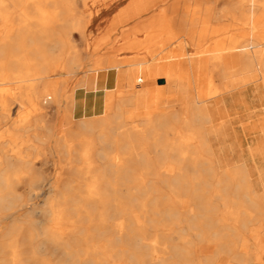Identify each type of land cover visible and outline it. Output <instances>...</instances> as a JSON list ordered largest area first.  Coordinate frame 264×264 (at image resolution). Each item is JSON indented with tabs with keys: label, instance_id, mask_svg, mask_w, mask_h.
<instances>
[{
	"label": "bare ground",
	"instance_id": "obj_1",
	"mask_svg": "<svg viewBox=\"0 0 264 264\" xmlns=\"http://www.w3.org/2000/svg\"><path fill=\"white\" fill-rule=\"evenodd\" d=\"M78 1L0 0V19L9 25L0 40V83L16 85V91L0 89V125L10 99L29 101L32 108L19 120L23 123H14L8 132L32 131L31 136L14 132L11 144L40 152L45 104L72 100L74 111L83 116L60 141L69 156L68 139L76 137L74 160L83 163L76 168L91 179L85 199L97 202L98 217L85 205H69L80 192L67 189L71 182L62 173L59 195L42 208L49 224L41 229L38 246L50 244L61 254L59 260L42 259L45 254L38 256L36 247H22L20 225L14 224L4 233L13 237L0 240V264H100L119 256L107 230L108 204L115 201L122 215L127 207L109 198L107 175L124 184L134 171L133 178L142 181L138 193L153 211L161 184L170 188L171 201L181 202L175 224L183 223L186 232L172 246L175 257L167 259L156 245L149 249L160 264H216L222 256L233 264H264V190H255L241 152L251 143L252 118L258 116L248 115L264 110V98L259 93L261 105L251 107L254 111L240 105L247 85H256L257 95L264 93V0H80L82 10ZM16 17L22 22L14 27L9 21ZM32 20L37 28H29ZM73 28L85 43L81 51ZM82 71L85 97H69V81ZM51 73L66 77L49 80ZM67 111L71 124L75 120ZM123 146L131 148L126 155L116 151L110 156L108 149ZM22 153L8 154L0 147V227L8 218L4 212L14 208L13 192L2 187L28 169L30 161ZM94 155L107 163L96 165ZM142 169L155 171V181L145 179ZM80 209L89 224L77 237L81 214L74 211ZM135 218L141 224L139 213ZM115 227L126 237L119 250L146 264L140 246L148 244L145 237L132 238L125 220ZM26 230L32 237L33 231ZM70 236L80 239L81 251ZM205 250L210 254L196 263L197 253Z\"/></svg>",
	"mask_w": 264,
	"mask_h": 264
},
{
	"label": "rangeland",
	"instance_id": "obj_2",
	"mask_svg": "<svg viewBox=\"0 0 264 264\" xmlns=\"http://www.w3.org/2000/svg\"><path fill=\"white\" fill-rule=\"evenodd\" d=\"M78 6L80 10L84 9V5L80 0L78 1ZM21 22L22 21H20V19H18L17 17L9 21V23H11V25H13L14 27L19 26V23ZM28 23H29V28H37L35 25L36 24L35 20L29 21ZM8 26L9 25L5 24L0 19V31H1L0 40L5 37L6 29ZM71 34L72 37L75 39L76 44L78 45V50L80 51L83 50L85 48V43L82 40V36L79 30L73 28V30H71ZM36 37L41 38L44 36L39 35ZM88 56L89 55L87 53H84V59H86ZM59 74L57 75L51 73L48 79L57 81V80H62L66 77L63 76L64 73H59ZM85 74H86L85 71L79 72L75 77H73L69 81L70 88L67 91V95H69V97L70 94H72V97H74V95L75 97L77 96V98L79 96L85 97V91H84L85 88L83 85L79 84V82L81 81V79L84 77ZM62 85L63 84H61L60 86ZM15 86H16L15 84L0 83V89L2 87H3L2 89H6L10 87V89L16 91L14 90ZM255 87L256 85L249 84L247 85L246 89L242 90L240 105L243 109L261 105L258 96L260 93L261 97L264 98V93L258 88V90H260L261 92L259 91L257 95ZM68 101L69 99L66 101L65 100L62 101V103L60 104H56L53 103L52 100H48V102L45 104L47 108L46 117L48 115V118H45V121L43 122V126L40 129L41 131L39 130V133L43 135V138L45 140V143H43L42 145L44 147V148L42 147L43 151L41 150L40 152H38L35 149L26 145H23V147L19 148L18 147L19 145L16 144L13 146L11 144L10 135H14V132L17 133L16 135L30 134L29 136H31L32 134V131H30L31 132L30 133L28 129H20L16 131L12 129L13 132H8L9 128H13L12 126L14 123H18V124L23 123L22 121L19 120L23 118V116L30 110V108H32V105L29 101L21 102L16 98L10 99L8 101V107H7L8 115L4 118L3 122L0 125V147L3 149V151H6L8 154H15V151L20 149V151L23 152L22 155L30 161L28 164V169L26 171L22 170L23 175L20 179H10L9 185H7L6 187H2L6 191V193L9 191L13 192L9 195V197L12 200L11 201L12 204H14V208L4 212L8 216V218L4 219L3 226L0 227V240L2 241L5 240L6 238V240L8 239L9 241V239H11L10 237L13 236L10 235L6 236L5 231L8 230V228H10L14 224L20 225L19 228L21 230V233L19 234V238H21L22 247L24 248H28L30 246L36 247V249H38L37 255L41 254L40 256H42L43 254H45L41 257L42 259L43 257L47 259H49L50 257H55L56 261L59 260L60 258L59 256H61V254L59 253L60 254L59 255L58 251L55 250L50 244L47 243L44 247L42 248L39 247L42 246L40 242L43 239V234L41 233L43 231V226L49 224V219L46 217V213L42 211V208H44L45 204L49 200L59 195V192L63 187L62 183H64L63 180L59 178V176L63 173L65 174V180L67 182H71L70 183L71 185L67 187L68 190L73 191V189L76 188V190L80 192L79 193L80 196L75 195V198L72 199L70 198L69 205L72 206L85 205V207L88 210L92 211V214L95 216L96 219L99 213L98 211L99 209L96 210L95 208L97 202L89 201V199L88 200L85 199V196L87 195L86 184L91 179L88 178L85 170H80V169L77 170L76 168L83 165V163H81V161H79L78 159L76 161L74 160V158H77L75 154L78 149L76 137L73 136L70 139H68V143H71L73 149L69 156L66 154L67 152L64 146V142L60 141V139L64 134L67 135L69 134L67 130L70 128V126L76 125L77 119H80V117L83 116L82 111H76V112L74 111V108L72 106L73 104H70L72 103V100L69 103ZM65 106L68 107L72 106V107L69 109ZM65 108L68 109V111ZM252 110L254 111L253 108L249 109V111ZM66 111L67 112L71 111L70 113L72 114L73 119L75 120L71 124L68 120V117H66L67 116L65 113ZM263 111L260 109L248 115L250 116L255 113L258 114V116L252 118L253 122L255 123L254 124L255 135L256 132L259 130L261 124L260 122L258 123V120L264 117ZM5 119L6 122H4ZM48 127L50 132L47 129ZM68 137H70V135ZM135 147H136L135 149H138L137 145ZM119 149L116 148L108 149L110 156H112L116 151L126 152L125 154H122V155H126L127 151L130 150L131 148L123 146ZM94 160L97 161L96 165L99 164L103 166L105 163H107L108 159L106 161L104 160L102 161L99 160L94 155ZM139 172L143 175L145 179L149 178L153 182L155 181V171L142 169ZM135 173H136L135 171L131 172L132 177H130L129 180L125 181L124 184L122 182L117 181V179L111 173L107 175V182L111 184L108 187L109 198H112L114 200L116 199L122 200L123 203L121 204L127 207V209L122 215V213L117 211L118 206L116 207L114 203L115 201H112L111 204H108L109 207L111 205L110 208L112 212L111 213L112 218L108 223V225L110 224V226L107 227V230L109 231L111 238L116 240L115 247L118 251L119 256H116L115 258L112 257V259L111 258L102 259V263L100 264H114V262L115 263L123 262L125 264H138L136 261H134V259L128 257L127 252L119 250L121 245L123 244L121 243V240L125 239L126 237L124 234L120 233L116 229L115 223L120 222L122 220H125L127 224V229L128 231L130 230V234L133 236L132 238H136L139 236L145 237V242H147L148 244L141 243L140 246L142 247V251H144L143 258L145 259L146 264H160L152 257V251L149 250L151 247H153V245H156L158 249H161L160 251L163 250V252H165L164 257H166L167 259H173L175 257L173 253V247L180 243V238L182 234L186 232L185 229H183L185 228L183 227V223L175 224V209L180 208L181 202H179L178 198L177 199L175 198L171 201V198L173 196H170L171 195L170 188L166 185H162V184L158 185L157 187L158 193L160 190L162 195L159 196L160 199L155 204V208L157 210V212H155L151 209L152 208L150 206L151 203L147 200H143L144 196L138 193L137 189L139 188V186L142 185V181L140 179L133 178V175ZM146 184L150 185L153 183L147 182ZM190 204H193V202H191ZM74 212H76L75 214H81V220L77 223L79 225L77 237L78 236L80 237L86 233V229L82 228V225L87 226L89 224V221L85 219L83 210L80 209ZM138 213L140 215V219L142 220L141 224H139L135 218V215ZM169 213H171V215H169ZM184 215H185L184 212L180 213V216L184 217ZM32 224L34 225L33 227ZM27 226L33 231L32 237L28 236L29 234L26 230ZM91 230L93 231L94 234H97V236L99 234L100 236L101 232L99 233V231L94 229V227H92ZM101 236L103 235L101 234ZM69 239L72 240L74 245L77 244L78 249L81 251L82 243L80 239L76 237L71 238V236ZM126 242L128 241L126 240ZM43 248H45V250ZM170 252L173 253V255ZM209 252L210 251L208 250L198 252L195 257V262L196 263L202 262L204 258L210 254ZM52 254L53 255L58 254L59 256L58 255L53 256ZM82 257H85L84 253H82ZM222 257H223L222 260H219L216 264L219 263L226 264L227 262L229 264H233L232 262H230V260H228L227 257L224 256ZM50 259L52 260V258ZM80 264H92V263L88 261H82V263Z\"/></svg>",
	"mask_w": 264,
	"mask_h": 264
},
{
	"label": "crops",
	"instance_id": "obj_3",
	"mask_svg": "<svg viewBox=\"0 0 264 264\" xmlns=\"http://www.w3.org/2000/svg\"><path fill=\"white\" fill-rule=\"evenodd\" d=\"M259 122L261 124L256 135L253 128L249 135V138L252 139L251 143L244 144L241 151L244 164L257 192L264 190V117L259 119Z\"/></svg>",
	"mask_w": 264,
	"mask_h": 264
}]
</instances>
